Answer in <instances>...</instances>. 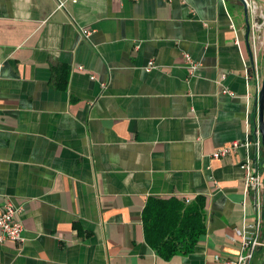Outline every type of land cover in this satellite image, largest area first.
I'll use <instances>...</instances> for the list:
<instances>
[{"label":"crops","instance_id":"1","mask_svg":"<svg viewBox=\"0 0 264 264\" xmlns=\"http://www.w3.org/2000/svg\"><path fill=\"white\" fill-rule=\"evenodd\" d=\"M67 2L0 0V206L23 208L24 225L0 264H226L255 197L245 147L212 154L243 140L248 119L261 139L241 0ZM198 194L207 231L192 253L161 257L145 238L147 198Z\"/></svg>","mask_w":264,"mask_h":264},{"label":"built area","instance_id":"2","mask_svg":"<svg viewBox=\"0 0 264 264\" xmlns=\"http://www.w3.org/2000/svg\"><path fill=\"white\" fill-rule=\"evenodd\" d=\"M68 0H56L57 10H62L67 6ZM76 3L77 0H71ZM248 8L253 16L251 21V31L249 39L251 42V53H252V63L246 66V77L247 79L254 78L257 84L258 94L262 87L263 75L261 68L258 66V50L261 44L260 31L263 29L264 24H259L254 21V18L262 17L264 18V9L261 7L257 0H246ZM231 26L236 30V25H234L231 19ZM94 30L83 28L82 35L90 36ZM235 40L239 43L240 39L236 36ZM186 63L191 70H194L199 66V62L192 57L189 53H184ZM3 62L0 59V68ZM253 66L251 69L250 67ZM155 67V61L150 60L147 71H150ZM80 68H83L80 65ZM95 74L92 75V79L96 78ZM259 124V117L257 118V125ZM247 130L246 136L243 140H233L225 143L223 146L218 148L213 152L212 155L216 158H222L230 154L232 151L239 148V146H244L245 156L240 162L241 168L244 170L243 184H244V196H248L253 193L255 197L254 201V211L255 215L251 221L245 220L243 227L237 229L236 233L239 237V252L235 257H229L226 260V264H254V259L256 257V252L259 247H264L263 231H264V221H263V207H264V168L261 167V160L263 157V143L260 137H257L254 141L249 140L252 131V125L249 119L246 121ZM254 146V151L252 152V147ZM23 208L14 205L12 201H6L0 206V245L8 241H23L24 240V225L23 220L20 218Z\"/></svg>","mask_w":264,"mask_h":264},{"label":"trees","instance_id":"3","mask_svg":"<svg viewBox=\"0 0 264 264\" xmlns=\"http://www.w3.org/2000/svg\"><path fill=\"white\" fill-rule=\"evenodd\" d=\"M260 64L258 59L259 68ZM65 82L66 78L63 85ZM253 111L257 121L258 108ZM146 201L142 215L147 243L165 259L192 253L207 231V197L203 194L195 197L154 195Z\"/></svg>","mask_w":264,"mask_h":264},{"label":"water","instance_id":"4","mask_svg":"<svg viewBox=\"0 0 264 264\" xmlns=\"http://www.w3.org/2000/svg\"><path fill=\"white\" fill-rule=\"evenodd\" d=\"M241 4L243 5L244 11H245V23L247 25L246 39L250 41L249 35H250L251 27H252L251 21L253 20V16L248 8L246 0H241ZM254 21H256L259 24H264V18L262 17L254 18ZM262 82L263 84H262L259 94L257 95L258 97L256 99L255 105L259 111V124L258 125H259V132H260L263 147H264V76H263ZM258 264H264V258Z\"/></svg>","mask_w":264,"mask_h":264}]
</instances>
